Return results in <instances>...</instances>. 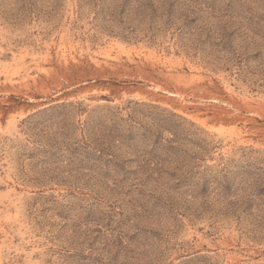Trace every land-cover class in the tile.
Instances as JSON below:
<instances>
[{"label": "rangeland", "instance_id": "rangeland-1", "mask_svg": "<svg viewBox=\"0 0 264 264\" xmlns=\"http://www.w3.org/2000/svg\"><path fill=\"white\" fill-rule=\"evenodd\" d=\"M0 264H264V0H0Z\"/></svg>", "mask_w": 264, "mask_h": 264}]
</instances>
